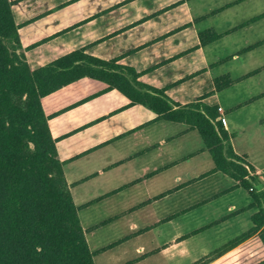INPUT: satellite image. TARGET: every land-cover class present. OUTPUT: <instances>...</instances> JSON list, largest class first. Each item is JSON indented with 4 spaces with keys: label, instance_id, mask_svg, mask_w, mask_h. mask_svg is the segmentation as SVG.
<instances>
[{
    "label": "crops",
    "instance_id": "0c3cea01",
    "mask_svg": "<svg viewBox=\"0 0 264 264\" xmlns=\"http://www.w3.org/2000/svg\"><path fill=\"white\" fill-rule=\"evenodd\" d=\"M11 1L32 69L82 48L102 60L119 59L173 102L187 106L202 99L221 110L217 119L234 153L258 177L264 172V162L251 155L260 149L249 147L254 137L264 148V0ZM203 33L220 38L202 45ZM223 76L235 83L219 92L215 80ZM42 108L67 164L65 180L94 264L97 257L99 264H137L155 255L184 259L182 241L201 232L178 240L175 235L149 253L143 247L133 252L124 242L169 222V203L185 202L205 182L207 192L187 207L218 201L223 211L212 228L224 226L237 237L250 229L242 231L244 221L251 223L252 211L242 212L250 196L228 176L213 173L209 152L189 126L159 120L117 90L87 79L45 97ZM131 253L138 259L129 261Z\"/></svg>",
    "mask_w": 264,
    "mask_h": 264
},
{
    "label": "trees",
    "instance_id": "16d2710c",
    "mask_svg": "<svg viewBox=\"0 0 264 264\" xmlns=\"http://www.w3.org/2000/svg\"><path fill=\"white\" fill-rule=\"evenodd\" d=\"M14 2L0 0V264H94L78 209L65 180L67 165L57 152L42 100L87 79L117 90L130 105L151 110L159 120L195 130L221 173L248 193L251 227L194 264H264V189L255 169L237 156L218 118V108L199 99L181 106L139 79L143 73L119 59L102 60L75 50L32 69L20 43ZM220 36L203 33L201 44ZM32 49V48H31ZM30 50V49H29ZM235 82L215 80L217 91ZM224 218L222 221H225ZM194 233L192 235L198 234ZM234 251L228 257V253Z\"/></svg>",
    "mask_w": 264,
    "mask_h": 264
},
{
    "label": "rangeland",
    "instance_id": "374dc122",
    "mask_svg": "<svg viewBox=\"0 0 264 264\" xmlns=\"http://www.w3.org/2000/svg\"><path fill=\"white\" fill-rule=\"evenodd\" d=\"M254 138V137H253ZM250 143L249 147L253 151H259V156L254 155L256 158H258V161L264 162V148L261 145H258L257 143L254 144ZM261 182V181H260ZM208 183H201L195 186L196 192L193 193V191H190L187 195V199L184 202L182 199L177 200L173 199L168 206L169 213L174 218L171 219L169 222L163 223L159 225L157 228L150 230L149 232H146L145 234H141L139 236V239H135L132 235L129 239H133L134 243L130 240L125 241V245H128L129 248L132 246V251L134 252L135 249H140L141 247L145 248L147 253H149L150 248H159L163 243L169 241L174 237L175 235H178L176 240L190 236L191 234L201 232L200 234L196 236H191L187 239H184L182 242L183 249L186 250V256L184 259H178L177 257L170 259V261H167L166 259H163L159 255H155L153 257L148 258L146 261L138 262L137 264H188L192 263L193 261H198L202 257L216 251L217 249L221 248L223 245L227 244L228 242L232 241L234 237H237L236 235H230L231 232H224V226L218 227V228H212V226L218 222L221 218H218L217 211L222 210L223 206L220 204L218 205V201L215 203H212L206 207H196L197 205H193L192 207H187L188 205H191V199L195 198L197 199L198 196L204 195V192H207L208 189ZM262 188L264 189V183H262ZM210 188V187H209ZM177 201H180L181 204L178 206ZM209 202V201H208ZM140 210L136 211L135 213L139 218H141V214L139 213ZM126 219H122L120 221H124ZM248 223L244 221L243 225L245 231L249 229L251 226L250 219H247ZM138 223V222H137ZM247 225V226H246ZM120 226V225H117ZM126 227V226H125ZM242 233V232H241ZM144 235V236H143ZM127 239V238H125ZM124 239V240H125ZM122 240V241H124ZM139 255H132L129 258V261H134L138 259ZM137 257V258H136ZM100 257H97L95 259V264L100 263ZM132 259V260H131ZM216 263V262H215Z\"/></svg>",
    "mask_w": 264,
    "mask_h": 264
},
{
    "label": "built area",
    "instance_id": "2783aa9c",
    "mask_svg": "<svg viewBox=\"0 0 264 264\" xmlns=\"http://www.w3.org/2000/svg\"><path fill=\"white\" fill-rule=\"evenodd\" d=\"M218 111L221 112V110ZM222 122H224V120H222ZM258 178L262 183H264V172Z\"/></svg>",
    "mask_w": 264,
    "mask_h": 264
}]
</instances>
